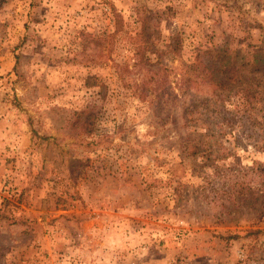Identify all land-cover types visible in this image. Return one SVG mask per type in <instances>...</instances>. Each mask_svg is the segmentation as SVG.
Returning a JSON list of instances; mask_svg holds the SVG:
<instances>
[{
  "label": "rangeland",
  "instance_id": "obj_1",
  "mask_svg": "<svg viewBox=\"0 0 264 264\" xmlns=\"http://www.w3.org/2000/svg\"><path fill=\"white\" fill-rule=\"evenodd\" d=\"M0 264H264V0H0Z\"/></svg>",
  "mask_w": 264,
  "mask_h": 264
}]
</instances>
